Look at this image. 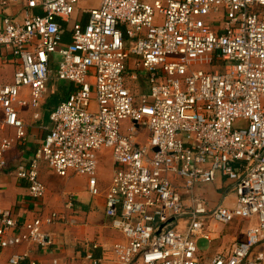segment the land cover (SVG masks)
I'll use <instances>...</instances> for the list:
<instances>
[{
    "label": "built area",
    "instance_id": "built-area-1",
    "mask_svg": "<svg viewBox=\"0 0 264 264\" xmlns=\"http://www.w3.org/2000/svg\"><path fill=\"white\" fill-rule=\"evenodd\" d=\"M19 1L22 21L0 17V51L19 60L13 81L0 83L4 125L17 136H0V169L26 136L20 108H41L56 63V79L74 89L51 112L34 157L17 167L32 199L47 193L42 163L62 177L86 176L89 193L104 194L106 215L125 237L113 246L114 264H264L256 251L264 242V0H102L86 10L85 24L70 26L81 0H0V9ZM130 59L147 74L145 93L127 85ZM103 150L113 164L104 193ZM219 176L234 182L233 206L212 208L196 192ZM66 207L74 209L72 196ZM254 218L229 253L201 259L209 220ZM65 219L76 224L57 211L21 222L0 207V249L47 247L48 228ZM27 257L14 253L8 264ZM85 259L104 264L93 251Z\"/></svg>",
    "mask_w": 264,
    "mask_h": 264
},
{
    "label": "crops",
    "instance_id": "crops-1",
    "mask_svg": "<svg viewBox=\"0 0 264 264\" xmlns=\"http://www.w3.org/2000/svg\"><path fill=\"white\" fill-rule=\"evenodd\" d=\"M101 3L102 0H81L79 9L68 23L69 26L77 20H81L85 24L88 19L86 10L98 8ZM25 11V4L19 1L0 9V17L8 15L22 21L26 14ZM33 12L38 14L40 10L35 9ZM65 40H71L70 29L65 32ZM133 62L132 66L131 59L129 60L126 75L127 85L131 89L135 84L143 85L144 89L140 92H135L132 89L138 95L147 92L149 84L147 75H136L134 70L137 67L134 60ZM18 64L19 60L12 54L7 51H0V83L8 84L13 81ZM131 78H137V80L131 82ZM52 80L48 85V92L40 109L20 108V116L26 124V136L17 139L6 152L8 165L6 168L0 169V207L10 210L21 222L57 211L67 213L69 219L74 217L76 224H71L65 219L48 228L50 244L47 247L24 243L16 248L0 249V264H8L10 256L14 253H27L26 264H30L32 261L39 264H55V262L57 264H72L80 257H85L89 251H93L96 256L102 257L104 264H114L113 246L117 242H124L125 237L112 226L111 219L106 215L104 194L94 197L89 193L86 176H81L85 178L84 185L75 188L72 186V180L75 176L80 175L71 174L62 177L55 173L47 163H42L40 175L46 185L47 193L44 199L40 201L31 198L28 182L17 176V167L22 163L29 162L41 147L48 132L46 127L51 124V112L68 97L72 90L73 85L70 82L65 83L66 81L56 79L55 71ZM24 95H27L26 91ZM36 112L40 115L38 119L35 118ZM4 120L5 114L0 107V136L16 138V129L4 125ZM106 189H103V192ZM196 192L206 198L212 208L235 204L234 182L223 176H219L213 183L200 187ZM71 196L75 199L73 210L66 207ZM235 222L223 224L209 220L211 240L207 241L211 244L210 249L201 250L199 248V255L204 262H210L218 254L229 253L236 242L245 239L246 230L258 223L256 218ZM227 225L231 226L232 233H225ZM256 251L264 254V242L256 247Z\"/></svg>",
    "mask_w": 264,
    "mask_h": 264
},
{
    "label": "rangeland",
    "instance_id": "rangeland-1",
    "mask_svg": "<svg viewBox=\"0 0 264 264\" xmlns=\"http://www.w3.org/2000/svg\"><path fill=\"white\" fill-rule=\"evenodd\" d=\"M215 25H218V23H216ZM133 64H134V62H133V59H132L131 60V65L133 66ZM56 69H57V64L54 63V65H53V72H52V75H51L50 82L53 81L52 78L54 76V71H56ZM207 69H209V70H218V69H221V67L218 66V65H216L215 67L210 65ZM134 72L136 73V75L137 74L138 75H141V76L147 75L142 70L135 69ZM135 80H137V78H135V79H132L131 78V82H133ZM65 83H67V82H65ZM131 84L133 85V83H131ZM132 89L135 92H140V91H142L144 89V86L143 85H139V84H135V85H133ZM50 96L52 97V95H50ZM128 126H129V122L128 121H124L123 122V129H124V131H126L128 129ZM139 132H140V134L143 137H146L147 136V133H148L147 130L144 127H140L139 128ZM112 166H113V164H112L111 152L108 151V150H103L100 153V161H99V166H98V178H99L100 186H101V189L102 190L103 189H106L109 186V184H110L111 177H112L111 176ZM84 179H85L84 177L75 176L74 179L72 180V186L75 187V188L82 187L84 185V183H85ZM205 185H207V184L199 185L196 188V191L200 187H203ZM231 229H232L231 226H228L227 225V227H225V233H232V230ZM210 246H211V244L206 239H199V241H198V248H200L201 250H208V249H210ZM72 264H88V263L86 262L85 257L82 256L79 259L75 260Z\"/></svg>",
    "mask_w": 264,
    "mask_h": 264
},
{
    "label": "trees",
    "instance_id": "trees-1",
    "mask_svg": "<svg viewBox=\"0 0 264 264\" xmlns=\"http://www.w3.org/2000/svg\"><path fill=\"white\" fill-rule=\"evenodd\" d=\"M66 25V24H65ZM72 89H74V87H72Z\"/></svg>",
    "mask_w": 264,
    "mask_h": 264
},
{
    "label": "water",
    "instance_id": "water-1",
    "mask_svg": "<svg viewBox=\"0 0 264 264\" xmlns=\"http://www.w3.org/2000/svg\"><path fill=\"white\" fill-rule=\"evenodd\" d=\"M162 227H163V226H162ZM162 227H161V228H162Z\"/></svg>",
    "mask_w": 264,
    "mask_h": 264
}]
</instances>
